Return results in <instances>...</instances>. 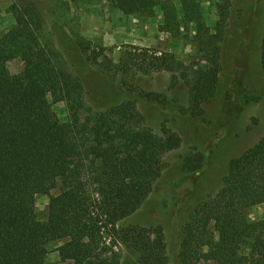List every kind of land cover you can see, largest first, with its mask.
Here are the masks:
<instances>
[{"label": "trees", "instance_id": "trees-1", "mask_svg": "<svg viewBox=\"0 0 264 264\" xmlns=\"http://www.w3.org/2000/svg\"><path fill=\"white\" fill-rule=\"evenodd\" d=\"M109 1L125 15L159 7V28L173 37L181 28L194 30L205 65L188 68L183 79L187 110L205 119L203 104L218 89L231 0L219 4L214 33L197 0ZM43 2L62 4L15 0L14 25L0 37V264H49L52 243H59L60 261L71 264H122L121 246L134 254V264H169L162 225L121 222L146 204L165 168L163 156L182 140L165 125L156 133L138 107L142 102L167 107L168 97L127 84L134 69L174 75L183 73L184 65L168 52L124 50L117 63L105 61L98 77L103 85L92 90L93 74L74 73L56 48L40 9ZM15 59L23 62L16 74L8 68ZM110 78H118L129 93L122 101L111 95V104L102 103L111 93ZM58 102L64 104L66 122L52 110ZM203 159L200 152L186 156L181 170L195 173ZM53 190L57 194L51 195ZM38 195L49 196L45 220L37 217ZM261 203L264 136L231 158L218 191L191 209L180 229L175 264H264V218L252 221L245 212Z\"/></svg>", "mask_w": 264, "mask_h": 264}, {"label": "rangeland", "instance_id": "rangeland-1", "mask_svg": "<svg viewBox=\"0 0 264 264\" xmlns=\"http://www.w3.org/2000/svg\"><path fill=\"white\" fill-rule=\"evenodd\" d=\"M15 0H0V37L14 25L10 6ZM178 4L177 0H173ZM211 32L219 20L222 0H197ZM52 4L43 2L40 9L46 28L52 33L56 48L65 55L71 70L79 75L93 74L88 81L92 90L100 88L99 70L105 61L114 63L124 50L168 52L183 63L184 72L172 75L167 71L140 73L135 69L127 87L163 93L171 101L167 107L151 102L138 104L146 123L156 133L165 125L181 137V145L163 156L166 163L162 176L155 182L146 204L121 224L156 225L164 228L169 264H175L179 249L180 229L191 209L221 187L228 161L240 155L264 136V69L262 40L264 36V0H231L230 13L221 43V70L216 95L203 104L204 118L194 117L189 108L188 87L183 75L187 69L205 65L192 36L194 30L181 28L173 37L160 30L163 16L159 7L144 14L125 15L109 0H61ZM82 45V47H78ZM75 48L76 51L73 49ZM96 57V58H95ZM104 57L106 59H104ZM103 67V68H102ZM11 73L23 68L20 59L8 62ZM111 92L102 103L111 104L112 97L122 101L123 91L118 78L108 79ZM113 95V96H111ZM89 99V98H88ZM91 99L89 102L91 103ZM60 122H66L67 113L61 102L52 104ZM196 152L203 154L202 167L195 173L183 172L181 162ZM53 190L51 195L57 194ZM48 195L35 200L37 217H47ZM246 216L252 220L264 218V203L249 207ZM48 247L49 264H71L60 261L56 248ZM122 264H134L135 256L119 247ZM198 264H214L201 261Z\"/></svg>", "mask_w": 264, "mask_h": 264}]
</instances>
